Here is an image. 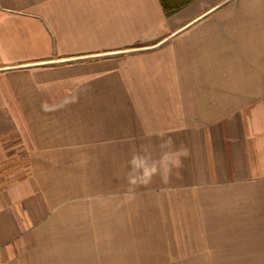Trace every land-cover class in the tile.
I'll return each instance as SVG.
<instances>
[{"label": "crops", "instance_id": "0c3cea01", "mask_svg": "<svg viewBox=\"0 0 264 264\" xmlns=\"http://www.w3.org/2000/svg\"><path fill=\"white\" fill-rule=\"evenodd\" d=\"M0 264H264V0H0Z\"/></svg>", "mask_w": 264, "mask_h": 264}, {"label": "trees", "instance_id": "16d2710c", "mask_svg": "<svg viewBox=\"0 0 264 264\" xmlns=\"http://www.w3.org/2000/svg\"><path fill=\"white\" fill-rule=\"evenodd\" d=\"M196 0H159L165 16L170 17Z\"/></svg>", "mask_w": 264, "mask_h": 264}, {"label": "clouds", "instance_id": "9594fccd", "mask_svg": "<svg viewBox=\"0 0 264 264\" xmlns=\"http://www.w3.org/2000/svg\"><path fill=\"white\" fill-rule=\"evenodd\" d=\"M154 171H155L154 167L151 170H149L148 168H145L144 169V174L150 176L152 174V172H154Z\"/></svg>", "mask_w": 264, "mask_h": 264}]
</instances>
